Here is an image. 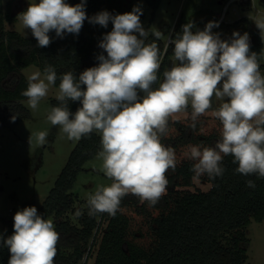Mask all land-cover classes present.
Instances as JSON below:
<instances>
[{"label":"clouds","instance_id":"9594fccd","mask_svg":"<svg viewBox=\"0 0 264 264\" xmlns=\"http://www.w3.org/2000/svg\"><path fill=\"white\" fill-rule=\"evenodd\" d=\"M141 15V7L135 6L123 14L105 10L89 17L86 0L75 5L66 0H34L17 17L41 48L52 43L50 32L61 39L66 33L78 35L85 20L104 28L109 22L113 25L98 44L107 55L99 54L98 65L78 77L72 71L63 73L55 95L58 105L47 115L69 140L93 133L100 136L96 158L101 161L99 171L111 184L98 185L86 194L89 217L103 213L115 217L129 195L149 207L159 203L167 193L166 174L177 164L175 148L162 139L180 113L191 121L192 129L209 111L222 125L214 146H188L185 156L194 161L190 169L194 180L222 177L226 156L233 157L236 173L264 178V75L258 54L250 50L249 34L233 31L231 39L224 40L212 31L219 22L209 21L203 30L193 31L190 21L174 38L165 37L155 28L145 30ZM249 18L264 37V15ZM150 32L152 41H148ZM161 40L163 49L157 43ZM170 45L174 46L172 66L164 69L160 80ZM56 80L51 65L27 77L21 95L30 109L38 108ZM69 101L81 106L73 113ZM47 136V131L32 133L29 143L34 138L44 146ZM246 187L254 189L255 181L247 180ZM83 211L78 208L75 216L81 217ZM13 220V234L4 238L0 233V246L10 253L8 264H54L60 234L53 221L38 214L35 206L17 211Z\"/></svg>","mask_w":264,"mask_h":264},{"label":"trees","instance_id":"16d2710c","mask_svg":"<svg viewBox=\"0 0 264 264\" xmlns=\"http://www.w3.org/2000/svg\"><path fill=\"white\" fill-rule=\"evenodd\" d=\"M75 5L80 0H66ZM158 8V3L156 4ZM132 0H86L89 17L101 11L112 15L131 12ZM16 16L11 3L4 11L0 0V128L14 127L29 118V111L21 93L28 86L22 69L37 65L43 72L47 65L57 73L55 87L59 88L60 76L72 71L78 77L87 68L97 66L96 57L103 53L98 47L104 34L113 28L90 24L85 20L78 35L65 34L61 39L50 32L52 43L38 47L35 38H24L15 31H6V23H13ZM245 25V32L255 35L256 42L250 50L258 54L260 70L264 69V43L259 29H253L247 18L228 25ZM219 25L217 30L225 31ZM244 32V33H245ZM179 31L175 32V35ZM174 35V37H175ZM155 39L153 36L148 41ZM163 49L162 41H157ZM172 45L161 65L160 78L166 62L172 57ZM158 86V85H157ZM83 87V86H82ZM52 107L58 101H52ZM78 101H69L68 107L75 112ZM14 117V119H13ZM189 119L169 123L168 135L162 139L175 148V171L167 172L168 189L159 203L149 207L140 204L138 198L129 195L122 199L120 211L115 217L107 213L85 217L83 227L72 224L66 216L74 205L72 190L84 165L95 159L100 151V136L96 133L83 137L70 154L68 162L57 179L54 188L37 209L43 218L53 219L55 230L60 234L54 264H79L87 252L96 246L98 234L104 223L106 229L99 241L95 264H246L249 239L247 227L252 221H264V178L236 173L232 156L223 159L225 172L222 177L209 179L206 175L198 180L210 185L208 191H192L195 184L190 170L194 161L185 156L189 145L214 146L220 138L222 125L215 118L201 117L195 129L189 127ZM255 181L254 189L246 187V181ZM34 206L31 204L25 207ZM8 236L13 234L14 220L4 222ZM7 236V237H8ZM10 253L0 246V264H8ZM84 264H88L87 261Z\"/></svg>","mask_w":264,"mask_h":264},{"label":"rangeland","instance_id":"374dc122","mask_svg":"<svg viewBox=\"0 0 264 264\" xmlns=\"http://www.w3.org/2000/svg\"><path fill=\"white\" fill-rule=\"evenodd\" d=\"M133 7L139 6L142 9L140 16L141 24L145 30L155 28L165 37H173L176 31L182 32V26L188 22H194L197 29L203 30L205 23L209 21H221V25H233L241 18H247L252 24L253 29H258L252 19L257 13L264 15V0H237L226 6L225 21H222V13L228 0H132ZM30 2L34 0H3L4 11L11 3V9L16 16L13 23H6V31H15L24 38H34L30 29H23L17 19L18 14L26 11ZM39 2V0H36ZM244 2V3H242ZM158 8L156 9V4ZM219 14L220 17H219ZM233 22V23H230ZM220 31L212 29L214 33H220L221 39L230 40L233 31H238L242 35L245 32V25L231 27ZM250 37V45L256 42L255 35L247 32ZM26 34V35H25ZM136 35H139L138 33ZM149 37H152L151 32ZM148 37V38H149ZM264 43V37H262ZM162 41V40H161ZM164 43V41H162ZM172 57L165 64V68L172 66ZM264 63V52L263 60ZM36 70H40L37 65H31L22 69V74L27 77ZM41 71V70H40ZM264 75V69L260 70ZM41 73H43L41 71ZM163 79V76L160 80ZM59 88L54 85L50 87L48 95L42 99L36 110H32L27 105V99L22 101L23 106L29 111L30 117L21 120L14 127L0 128V233L4 238L8 236V228L5 221L13 220L15 213L24 208V205L31 204L39 209L50 191L54 188L57 179L66 166L70 154L75 149L79 141H72L63 134L58 126H53L48 120L47 115L52 108V101L56 100L55 95ZM216 102L215 106H218ZM190 111V109H189ZM202 117L214 118L209 111ZM187 119L185 114L180 113L176 121ZM172 122V121H170ZM47 131V143L44 146L36 144L33 138L31 144L29 137L32 133ZM101 161L97 158L87 162L83 171L79 174L74 193V205L68 212V219L75 226L82 228L83 219L88 217L86 194L94 192L98 185H110L111 181L99 171ZM169 187H167L168 189ZM192 191H208V183L195 181ZM83 209L81 217L75 216V211ZM97 221L100 217L94 216ZM53 221V219H51ZM104 223L98 234L96 246H88L84 259L79 264H95L98 253V244L106 229ZM247 237L249 239L248 260L246 264H264V221L261 223L252 221L247 227Z\"/></svg>","mask_w":264,"mask_h":264},{"label":"crops","instance_id":"0c3cea01","mask_svg":"<svg viewBox=\"0 0 264 264\" xmlns=\"http://www.w3.org/2000/svg\"><path fill=\"white\" fill-rule=\"evenodd\" d=\"M234 1H237V0H228V2H227V4L225 5V7L229 4V3H231V2H234ZM243 1V0H242ZM242 3H244V2H242ZM220 15L221 14H219V17H220ZM225 23H226V21H224ZM230 23H233V22H230ZM205 24H207V23H205ZM220 25V24H219ZM214 29H216V28H213V30Z\"/></svg>","mask_w":264,"mask_h":264},{"label":"built area","instance_id":"2783aa9c","mask_svg":"<svg viewBox=\"0 0 264 264\" xmlns=\"http://www.w3.org/2000/svg\"><path fill=\"white\" fill-rule=\"evenodd\" d=\"M225 12H226V7H225V9H224V12L222 13V18H221V20L222 21H225ZM221 21H219V23H220Z\"/></svg>","mask_w":264,"mask_h":264}]
</instances>
